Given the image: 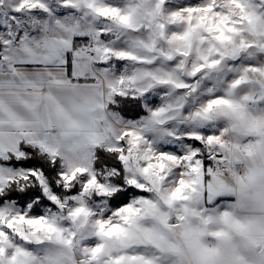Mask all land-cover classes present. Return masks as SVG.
<instances>
[{
    "label": "snow or ice",
    "instance_id": "1",
    "mask_svg": "<svg viewBox=\"0 0 264 264\" xmlns=\"http://www.w3.org/2000/svg\"><path fill=\"white\" fill-rule=\"evenodd\" d=\"M0 264H264V0H0Z\"/></svg>",
    "mask_w": 264,
    "mask_h": 264
}]
</instances>
